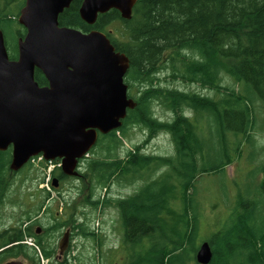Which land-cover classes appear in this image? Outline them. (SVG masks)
<instances>
[{
	"label": "trees",
	"instance_id": "1",
	"mask_svg": "<svg viewBox=\"0 0 264 264\" xmlns=\"http://www.w3.org/2000/svg\"><path fill=\"white\" fill-rule=\"evenodd\" d=\"M81 3L74 0L60 14V25L108 35L130 59L125 82L136 102L120 128L99 135L95 146L101 152L85 157L88 173L79 172V177L89 193L81 205L97 209L113 200L123 229L124 264H201L196 258L203 213L198 178L215 173L226 179V166L241 155L245 143L255 147V107L259 101L264 104V0H138L130 20L112 9L99 14L93 25L81 18ZM24 4L25 0H0V28L11 59L17 58L18 39L26 33L18 22ZM116 24L120 26L113 29ZM164 71L188 85L213 89L215 96L163 87ZM35 78L40 85L48 84L39 69ZM157 103L173 118H159ZM134 126L148 133L144 144L158 133L170 134L174 154L142 153L143 144L135 145L126 158L120 157L122 137ZM253 150L255 156L256 147ZM11 160L12 147L0 150V207L17 173L10 168ZM33 164L30 160L25 166ZM56 168L60 173L52 171L54 177L66 180L61 166ZM113 180L143 183L118 199H94L93 184L109 188ZM246 181L244 189L235 182L233 210L206 240L213 251L208 264H264V161L246 174ZM42 207L43 203L38 208ZM26 214L27 219L16 227L0 232V264L20 256L40 264L35 247L24 242L27 238L41 247L45 258H53L56 248L44 234L33 231L32 216ZM76 220L71 214L46 231L71 224L74 236H95L86 222ZM55 264L76 263L66 258Z\"/></svg>",
	"mask_w": 264,
	"mask_h": 264
},
{
	"label": "water",
	"instance_id": "2",
	"mask_svg": "<svg viewBox=\"0 0 264 264\" xmlns=\"http://www.w3.org/2000/svg\"><path fill=\"white\" fill-rule=\"evenodd\" d=\"M74 0H25L18 22L26 29L18 39V56L11 59L0 28V150L12 147L10 168L21 170L42 155L61 160L62 172L79 176L82 158L107 134L123 124L136 102L125 82L129 57L116 49L108 35L61 26L60 14ZM138 0H82L80 16L93 25L112 9L130 20ZM39 69L48 80L40 85ZM57 187L59 179L53 178ZM40 229H38V233ZM69 232L60 242L68 245ZM209 241L200 244L197 261L208 264ZM4 264H30L13 259Z\"/></svg>",
	"mask_w": 264,
	"mask_h": 264
},
{
	"label": "rangeland",
	"instance_id": "3",
	"mask_svg": "<svg viewBox=\"0 0 264 264\" xmlns=\"http://www.w3.org/2000/svg\"><path fill=\"white\" fill-rule=\"evenodd\" d=\"M118 26L120 25L116 24L113 29ZM161 77H163L161 80L163 87L194 90L215 96L213 89L201 87L199 84L188 85L181 80L173 79L167 71H164ZM131 92L133 93V91ZM255 108L257 121L252 130L255 152H257L255 156L253 154L255 147L245 143L241 155L232 164L226 166V179L215 173H207L198 178V197L203 212L199 242L209 239L212 233L218 231L229 218L236 201L235 182L244 189L248 183L246 174L264 161V104L259 101ZM154 109L156 115L162 120H170L174 116L172 112L158 103ZM147 137L148 133L143 128L131 127L127 136L122 137L124 144L119 149L118 155L126 158L127 152L134 149L135 145H143ZM93 149L94 151L88 154L89 157L101 152L99 146H95ZM141 152L174 154L175 145L170 134L161 132L150 138L149 142L144 144ZM57 166L59 165L55 162L46 165L35 161L32 168L25 166L13 176L5 203L0 207V232L16 227L21 220H26L28 211L32 217L39 215L38 225H33V231L37 227H42L40 234H44L46 242L56 248L53 258L49 261L44 257L40 246L36 244L35 247L28 244L35 247L38 252L40 264H55L56 260L60 261L66 258L70 263L76 264H124L126 256L121 248L123 229H121L120 213L113 200L106 206L101 204L97 209L90 205H81L89 192L86 183L79 176H67L66 180H59L58 186L54 189L47 182L51 183L54 178L52 171H56V175L60 173ZM85 166L82 167L81 172L88 173V168ZM142 183V181H138L130 185L113 180L109 188L93 184L94 199L100 198L102 201L107 197L118 199L133 193ZM42 203L43 207L39 209L38 207ZM71 214L77 218V223L86 222L91 231H94L95 236L75 235L70 240L71 245L68 249L66 248L63 253H60L59 243L71 224L56 231L47 232L46 229L57 220H68ZM15 259L31 263L23 256Z\"/></svg>",
	"mask_w": 264,
	"mask_h": 264
},
{
	"label": "flooded vegetation",
	"instance_id": "4",
	"mask_svg": "<svg viewBox=\"0 0 264 264\" xmlns=\"http://www.w3.org/2000/svg\"><path fill=\"white\" fill-rule=\"evenodd\" d=\"M130 97V96H129ZM99 139V138H98ZM87 159L86 158H82L81 160H80V162H79V166H78V170H79V172H81V169H82V167L83 166H85L86 164H85V161H86ZM57 174V173H56ZM65 175V174H64ZM57 176H59V175H57ZM57 176H55V177H57ZM79 176H81V174L79 173ZM38 218H39V215H37V216H35V217H32V219L30 220V223H33V224H37L38 225ZM51 226H53V224L51 225ZM38 229H40V232H41V230H42V227H37L36 228V233L37 234H40V232L38 233ZM67 231L69 232V237H68V245H67V249H68V247L71 245V243H70V240H72L73 238H74V232H73V230H72V227H68L67 228ZM61 242V241H60ZM59 245H60V243H59ZM67 251V250H66ZM31 264V263H30Z\"/></svg>",
	"mask_w": 264,
	"mask_h": 264
},
{
	"label": "built area",
	"instance_id": "5",
	"mask_svg": "<svg viewBox=\"0 0 264 264\" xmlns=\"http://www.w3.org/2000/svg\"><path fill=\"white\" fill-rule=\"evenodd\" d=\"M35 159H36V158H34L33 161H34ZM40 159H42V157H39V160H40ZM26 242L29 243L30 245H34V246H36V244L34 243V241H33L31 238L27 239Z\"/></svg>",
	"mask_w": 264,
	"mask_h": 264
},
{
	"label": "bare ground",
	"instance_id": "6",
	"mask_svg": "<svg viewBox=\"0 0 264 264\" xmlns=\"http://www.w3.org/2000/svg\"><path fill=\"white\" fill-rule=\"evenodd\" d=\"M86 157H88V156H86ZM85 158V157H84Z\"/></svg>",
	"mask_w": 264,
	"mask_h": 264
}]
</instances>
